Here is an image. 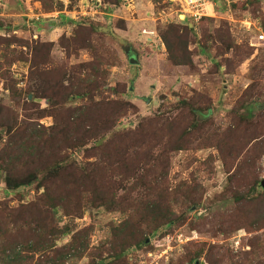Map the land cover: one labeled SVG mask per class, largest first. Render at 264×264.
<instances>
[{"label":"rangeland","instance_id":"rangeland-1","mask_svg":"<svg viewBox=\"0 0 264 264\" xmlns=\"http://www.w3.org/2000/svg\"><path fill=\"white\" fill-rule=\"evenodd\" d=\"M52 2L0 0V130L49 129L53 114L61 122L59 113L90 105L89 98L104 102L87 128L106 148L87 139L57 155L87 168L108 203L95 207L84 189L73 215L37 206L44 236L67 231L54 248L89 229L66 259L49 257L61 264L264 262V191L256 188L264 181V47L250 46L243 24L264 28V0H218L216 17L198 23L184 18L178 0ZM169 26L194 30L192 64L170 60L162 38ZM79 87L83 95L70 93ZM38 186L6 191L0 178V211L36 204L47 193ZM151 201L156 209L147 208ZM8 216L0 228L13 233ZM2 230L0 260L9 247ZM39 261L47 264L41 254L24 264Z\"/></svg>","mask_w":264,"mask_h":264},{"label":"trees","instance_id":"trees-1","mask_svg":"<svg viewBox=\"0 0 264 264\" xmlns=\"http://www.w3.org/2000/svg\"><path fill=\"white\" fill-rule=\"evenodd\" d=\"M152 1L157 4L162 0ZM52 4L54 5L53 2ZM114 4H117V2ZM45 5L51 7L46 2ZM87 30L92 31V29ZM87 30L86 28H80L79 32L83 34ZM193 31V29L186 26L184 33L180 34L176 26H169L162 35L170 60L178 66H188L193 63L188 50L190 35L193 34ZM184 38V43H181ZM171 39L174 41L175 46L171 44ZM33 48L35 50L38 49L36 46H33ZM70 93H77L78 96H81L83 95V88H73L70 90ZM89 101L90 105L76 110H69L66 113H59V115L61 114V122L58 121L60 120L58 116L53 114L55 125L49 129L41 130L37 129V127L30 128L31 126H27L21 128L17 133H13V127L3 126L1 128L0 178L5 185L6 191H17L33 184H38V187H45L47 190V193L39 199V202L21 205L18 210H6L7 207L3 204V211H0V216L9 213L8 217L13 222L12 227H14V231L11 233L8 229L4 231L2 227L0 228V234L2 230L5 236L9 238V247L6 250L8 254H3L0 260L1 263L24 264L34 260L36 254H41L43 258L46 257L47 264H61L58 257H49L48 252L59 253L62 259H66L67 254H70L74 249L77 250L74 243L77 242L78 238L84 234H86L85 238L88 237L87 233L89 229L83 230L75 234L70 244L62 248H54L53 241L59 235L65 236L67 231L57 232L54 228H51L54 234L52 233L49 238L44 236V216L38 211L37 206L43 207L44 212L49 213L47 211L48 208L53 210L62 208L68 215H73L69 214L71 210L73 211V206L77 210L84 205L85 198L82 196L84 189H86L84 192L89 193V195L91 194L95 207L107 205L108 202L105 200L103 194L101 195L102 197L96 196L98 193L96 180L91 179L87 168L81 167L75 160H69L70 157L67 154H64L65 156L57 155V151L60 153L61 151L66 152L68 149H82L85 147L87 139L97 140L95 141L96 148H106V145L102 144V135H93L91 129L87 128L89 120L103 107L104 102L94 103L91 98H89ZM113 103L120 104L119 102ZM55 105L58 104L55 103ZM126 105L124 104L123 106ZM99 116L101 117V113ZM146 125L150 129L149 123ZM3 130L7 134V139H4ZM179 147V145H176L175 149ZM61 187L64 189L63 192L59 190ZM256 188L260 190L262 188V192L264 191L262 186H257ZM261 196L262 201H264V192ZM242 201L246 202L245 199ZM147 208L156 209L155 202L151 201ZM259 211L264 216V205ZM19 223H23L29 227L30 231L28 229H20ZM2 224L4 225V223ZM32 232L33 234H31ZM145 242L138 243V245L141 246ZM246 261L250 262V260ZM44 263L43 261L38 262V264ZM240 264H244V262ZM259 264H264V262Z\"/></svg>","mask_w":264,"mask_h":264},{"label":"built area","instance_id":"built-area-1","mask_svg":"<svg viewBox=\"0 0 264 264\" xmlns=\"http://www.w3.org/2000/svg\"><path fill=\"white\" fill-rule=\"evenodd\" d=\"M216 1L217 0H178V4L184 12V18L191 19L195 23H198L204 18L216 17ZM243 24L246 31L252 35L250 38V46L253 48L264 47V31L261 26L250 20L243 22Z\"/></svg>","mask_w":264,"mask_h":264},{"label":"water","instance_id":"water-1","mask_svg":"<svg viewBox=\"0 0 264 264\" xmlns=\"http://www.w3.org/2000/svg\"><path fill=\"white\" fill-rule=\"evenodd\" d=\"M191 28H192V26H191ZM134 59H135V58H134ZM134 59H131V63H132V64L137 63V61H135ZM261 185H262V187H263V189H264V181L261 183Z\"/></svg>","mask_w":264,"mask_h":264},{"label":"crops","instance_id":"crops-1","mask_svg":"<svg viewBox=\"0 0 264 264\" xmlns=\"http://www.w3.org/2000/svg\"><path fill=\"white\" fill-rule=\"evenodd\" d=\"M218 1V0H217ZM186 20H188V19H186ZM190 27H191V25H190ZM248 32V31H247ZM249 33V32H248Z\"/></svg>","mask_w":264,"mask_h":264}]
</instances>
